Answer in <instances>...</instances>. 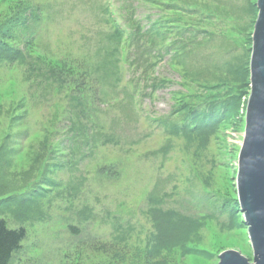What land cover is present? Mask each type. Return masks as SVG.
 Instances as JSON below:
<instances>
[{
    "label": "rangeland",
    "instance_id": "1",
    "mask_svg": "<svg viewBox=\"0 0 264 264\" xmlns=\"http://www.w3.org/2000/svg\"><path fill=\"white\" fill-rule=\"evenodd\" d=\"M257 12L0 0V35L22 54L0 61V217L26 229L12 263L217 264L226 250L251 262L235 167ZM218 103L222 115L198 117ZM118 225L127 244L164 246L161 260L98 253Z\"/></svg>",
    "mask_w": 264,
    "mask_h": 264
},
{
    "label": "water",
    "instance_id": "2",
    "mask_svg": "<svg viewBox=\"0 0 264 264\" xmlns=\"http://www.w3.org/2000/svg\"><path fill=\"white\" fill-rule=\"evenodd\" d=\"M255 3L258 12L250 55V91L235 167L237 203L252 258L250 262L238 251L226 250L218 254L217 264H264V0Z\"/></svg>",
    "mask_w": 264,
    "mask_h": 264
},
{
    "label": "trees",
    "instance_id": "3",
    "mask_svg": "<svg viewBox=\"0 0 264 264\" xmlns=\"http://www.w3.org/2000/svg\"><path fill=\"white\" fill-rule=\"evenodd\" d=\"M7 27L8 24L6 23ZM32 25L27 26L26 28H22V30L25 32L26 30L30 29ZM11 37H8L7 34L0 35V61L3 60H19L21 57V51L14 49L11 47L7 41ZM29 69V67H26ZM57 69V68H56ZM28 71V70H25ZM208 108V109H207ZM206 109L202 113V116H198L199 118L203 116H209L213 115L214 117H219L222 115V112L224 111L223 106L218 104H212V105H206ZM193 110H189V113H191ZM196 115V114H195ZM167 216L163 217H156L153 218L151 221H155L157 223H161L164 219H166ZM161 231L163 229H160ZM69 232L74 235L79 234V229L73 225L69 226ZM114 235L112 236V241L110 242V245H108V248L106 245H101L100 247L96 248V251L100 253L101 255H104L106 257V252L108 251H114L115 256H127L126 260H133L132 258L134 256H139L141 254H144L143 259L146 260H153L157 259L161 260V250L164 249V246L160 244H155L150 248L146 247H138L133 244H127L124 242L126 237V232H123L121 227L118 225L116 231H114ZM26 236V229L23 226L18 227H9L8 222L0 217V264H15L12 263V257L14 253L20 249L21 242ZM163 240H170L165 233H162L160 236H155V233L151 235V238H154L155 241H159L160 238ZM185 250H192V249H185ZM193 251V250H192ZM199 253H206L204 251H201ZM123 260H99L96 262V264H121Z\"/></svg>",
    "mask_w": 264,
    "mask_h": 264
}]
</instances>
